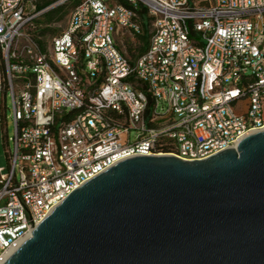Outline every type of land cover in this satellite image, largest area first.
Masks as SVG:
<instances>
[{
    "label": "built area",
    "instance_id": "1",
    "mask_svg": "<svg viewBox=\"0 0 264 264\" xmlns=\"http://www.w3.org/2000/svg\"><path fill=\"white\" fill-rule=\"evenodd\" d=\"M66 1L0 0V122L10 92L14 127L0 165V264L118 162L203 160L264 129V0H82L38 42V17ZM140 3L148 47L131 60L117 36L143 32Z\"/></svg>",
    "mask_w": 264,
    "mask_h": 264
},
{
    "label": "water",
    "instance_id": "2",
    "mask_svg": "<svg viewBox=\"0 0 264 264\" xmlns=\"http://www.w3.org/2000/svg\"><path fill=\"white\" fill-rule=\"evenodd\" d=\"M4 264H264V129L203 160L118 162Z\"/></svg>",
    "mask_w": 264,
    "mask_h": 264
},
{
    "label": "rangeland",
    "instance_id": "3",
    "mask_svg": "<svg viewBox=\"0 0 264 264\" xmlns=\"http://www.w3.org/2000/svg\"><path fill=\"white\" fill-rule=\"evenodd\" d=\"M77 1H82V0H70L66 1L62 6L66 8V11L68 13L64 16V18L60 21H53L50 24H48V27L51 28L50 33L44 37L43 39L44 44L48 45V43L51 41L52 35L54 33H58L62 28L66 26L67 20H68V15L70 11L74 8L76 5ZM115 1V0H113ZM53 5V4H52ZM57 6H54L50 8L49 10L55 8ZM48 10V11H49ZM46 13V12H45ZM44 14H42L38 19L36 20V24L40 23L41 27H46L43 21ZM42 23V24H41ZM150 24V22H149ZM42 39V38H41ZM42 39V40H43ZM117 43L120 47V49L126 54V56L134 60L138 55H139V50L141 47V43L135 38V36L130 35V34H125V35H118L117 36ZM2 97V95H0ZM5 102H6V112H4L3 115H7L6 121L0 122V165L6 167L7 166V145H6V135L9 137H13L14 135V127H13V122H12V98L10 92L7 94L5 97ZM1 105L4 104V100H1ZM4 111V109H2ZM13 146L12 141H10V147Z\"/></svg>",
    "mask_w": 264,
    "mask_h": 264
},
{
    "label": "trees",
    "instance_id": "4",
    "mask_svg": "<svg viewBox=\"0 0 264 264\" xmlns=\"http://www.w3.org/2000/svg\"><path fill=\"white\" fill-rule=\"evenodd\" d=\"M56 1L57 0H38L37 10H43L54 4ZM80 2L81 1H77L76 5H78ZM110 2H116L118 4H122L127 7L131 6L128 0H115V1L110 0ZM67 13L68 11H66V8L62 6V4L44 13L42 23H44L46 27H41L40 23H37V29L35 31V36L37 37L38 42L44 43L45 40L43 38L50 33L51 28L48 27V24H50L53 21L62 20ZM137 13L139 15L143 27V32L141 34H137L134 36L141 43V47L139 50V55H141L146 51L148 47L149 30H150L149 22H151V18L148 16L147 9L142 3H140L139 6L137 7ZM55 34L57 33H54L52 36H54Z\"/></svg>",
    "mask_w": 264,
    "mask_h": 264
}]
</instances>
